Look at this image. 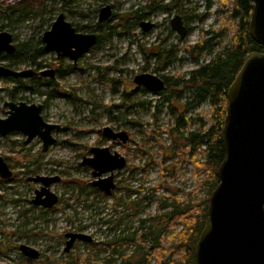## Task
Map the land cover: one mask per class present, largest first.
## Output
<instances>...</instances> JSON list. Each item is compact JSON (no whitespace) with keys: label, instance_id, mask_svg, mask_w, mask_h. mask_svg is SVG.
<instances>
[{"label":"rangeland","instance_id":"374dc122","mask_svg":"<svg viewBox=\"0 0 264 264\" xmlns=\"http://www.w3.org/2000/svg\"><path fill=\"white\" fill-rule=\"evenodd\" d=\"M210 1L211 7L207 0H72L69 8L62 9L60 0H0V11L13 7L26 13L13 19L12 29H0L10 33L17 46L29 44L33 50L44 47L40 40L61 13L82 29L80 33L100 37L74 68L68 58H57L55 53L42 55L37 60L46 67L42 70L57 74L54 78L41 77V84L33 83L32 89H21L13 78H0L1 119L8 117L5 102H26L44 106L46 123L69 128L54 132L56 143L46 152L39 137L25 144L21 133L0 136V157L13 171L11 180L0 183V264H69L79 255L97 254L91 244L132 238L135 232L141 233L142 219L169 211L160 208L161 197L178 191V199L188 200V193L198 188L194 165L182 159L184 155L162 146L171 147L175 140L188 137L189 131H198L202 123L197 119H210V103L196 104L186 91L151 93L137 86L134 79L152 74L168 79L170 88L177 80L187 79L200 64L217 57L231 42L232 33L215 37L232 22L221 14L227 9L223 0ZM107 5L113 7L112 17L96 30L100 10ZM176 16L192 30L184 40L172 28ZM142 23L154 27L144 32ZM209 39H214L213 49L197 62L187 47ZM4 65L6 62L1 61L0 66ZM36 68L29 61L13 67L16 71ZM46 81L54 83L46 85ZM182 115L186 122L179 124ZM106 127L128 133V143L110 141L103 135ZM174 128L178 131L171 133ZM94 147H107L127 160L126 168L115 173L117 188L110 196H80L78 187L95 180L92 169L82 164L85 157H93L90 149ZM22 157L27 159L19 161ZM163 171L168 177L162 176ZM38 176L60 178L50 187L59 197L51 210L32 203L42 185L30 179ZM199 196L205 198L207 194L204 191ZM70 233L85 234L93 242L77 241L66 253V235ZM21 245L39 251L40 258H26ZM115 246L119 255L101 252L97 263L110 258L114 264H121L133 254L131 248Z\"/></svg>","mask_w":264,"mask_h":264},{"label":"water","instance_id":"95a60500","mask_svg":"<svg viewBox=\"0 0 264 264\" xmlns=\"http://www.w3.org/2000/svg\"><path fill=\"white\" fill-rule=\"evenodd\" d=\"M253 12L249 25L251 38L264 48V0H252ZM113 8L110 5L100 10L99 22L110 20ZM172 28L181 39L188 37V28L183 18L176 16ZM151 23H142L144 32L153 28ZM46 54L55 53L57 58H68L74 66L97 45L96 34H82L61 13L50 30L42 37ZM17 50L13 36L0 32V53L14 55ZM55 70L16 71L0 66V78L29 79L37 76L55 77ZM137 86L159 94L166 88L165 81L152 74L138 75ZM227 114L223 127L224 158L219 167V184L210 196L205 227L195 251V264H264V52L252 53L244 62L227 91ZM8 108L5 119L0 118V136L21 133L25 144L39 137L43 151L56 143L53 134L67 132L68 127L46 123L42 113L44 106L26 102H5ZM103 135L110 141L120 140L127 144L126 132H115L106 127ZM93 157H85L83 165L92 169L91 185L110 196L117 188L115 173L126 168L127 160L109 148H91ZM13 171L0 157V179L9 181ZM30 181L42 186L36 190L32 203L51 210L59 203V197L50 187L60 182L59 177L38 176ZM65 252L69 253L77 241L91 243L92 238L81 233L66 235ZM28 259L38 260L40 252L27 245L19 247Z\"/></svg>","mask_w":264,"mask_h":264},{"label":"trees","instance_id":"16d2710c","mask_svg":"<svg viewBox=\"0 0 264 264\" xmlns=\"http://www.w3.org/2000/svg\"><path fill=\"white\" fill-rule=\"evenodd\" d=\"M207 2L208 6L211 7V1L207 0ZM222 2L227 9H222L221 14L227 15L232 25H224L221 34L216 35L215 38H219L222 34L230 31L232 33L231 42L219 52L216 58L208 63L200 64L198 69L188 74L187 79L177 80L172 87L167 88L168 79L163 77L166 85L165 90L175 91L178 94L186 91L193 97L194 103L208 101L212 108L208 122L197 119L199 123H202L198 131H189L188 137L182 141L175 140L171 147L162 146L163 150H174L175 154L184 155L182 159H188L194 165L198 188L188 193V200L178 199V191L172 196L161 197L163 203L160 208L163 210L169 208V211L142 219L141 233L135 232L132 238H125L112 243L91 244V248L95 249L97 254L109 251L112 255H119L115 245L120 244L133 250V254L126 256L121 264H148L152 261L155 264H195L196 245L206 224L210 196L219 184L218 172L224 158L223 127L227 114V91L246 59L254 52H264V48L257 44L249 33L253 1L233 0L230 2L223 0ZM60 3L62 9H67L72 5V0H60ZM16 16L22 18L26 16V13L23 14L22 10H14L7 18L13 22ZM104 24H96L95 29H102ZM75 28L78 32L82 30L79 27ZM191 31L190 29V33ZM98 40H100L99 36ZM213 40L209 39L195 46H189L187 51L197 62H200L203 54L213 49L214 45L211 44ZM42 43L40 40V44ZM32 50L33 47L29 44L17 46L14 56L0 58V61L9 62L8 67L29 61L37 67L36 69L46 68L42 62H37L42 55L46 54L44 47ZM16 81L21 84V89H32L30 86L33 83H40L41 79L34 77L25 80L17 79ZM45 83L49 85L54 82L46 81ZM180 85H182V90H178ZM184 121L186 122L184 115L180 116L178 123L181 124ZM190 123L188 120V125ZM175 131H178V128L170 130L171 133ZM25 159L27 157H22L19 161ZM9 166L12 167L10 163ZM162 176L168 177L165 171L162 172ZM0 183H4V181L0 180ZM78 188L80 196L106 197L88 182ZM204 191L207 194L205 198L199 196V193ZM135 242L136 245L133 247L132 243ZM97 254L79 255L70 260L69 264L97 263ZM136 255L138 256L137 260H135ZM103 264L114 263L108 258Z\"/></svg>","mask_w":264,"mask_h":264},{"label":"flooded vegetation","instance_id":"af4514ba","mask_svg":"<svg viewBox=\"0 0 264 264\" xmlns=\"http://www.w3.org/2000/svg\"><path fill=\"white\" fill-rule=\"evenodd\" d=\"M113 8V7H112ZM14 10H17L13 7H10V8H7L6 11H0V29H12V26H13V22L12 20H8L7 16L11 13V11H14ZM111 19V18H110ZM106 22V21H105ZM100 23V22H99ZM190 27L188 26V36L190 35ZM1 32V31H0ZM5 32V31H3ZM13 41H14V38H13ZM99 41V40H98ZM15 44V42H14ZM98 44V43H97ZM17 47V45H16ZM17 51V50H16ZM16 53V52H15ZM15 55V54H14ZM14 55H8L7 53L5 52H2L0 53V58H3V57H11V56H14ZM1 62V61H0ZM2 62H5L4 60ZM9 62H6V64H8ZM74 65V64H73ZM6 67H8L7 65H4ZM15 67V66H13ZM13 67H10V68H13ZM37 72H41L43 71L42 69H37L35 70ZM56 72V71H55ZM57 74V73H56ZM38 78H41V76H37ZM162 78L164 81L165 79L163 77H160ZM129 139H130V136H129ZM126 145V144H124Z\"/></svg>","mask_w":264,"mask_h":264},{"label":"bare ground","instance_id":"6f19581e","mask_svg":"<svg viewBox=\"0 0 264 264\" xmlns=\"http://www.w3.org/2000/svg\"><path fill=\"white\" fill-rule=\"evenodd\" d=\"M13 79H14V78H13ZM15 80H17V79H15ZM24 80H25V79H24ZM1 180H2V179H1ZM2 181H4V180H2ZM92 242H93V240H92ZM92 242H91V243H92ZM195 251H196V249H195Z\"/></svg>","mask_w":264,"mask_h":264}]
</instances>
